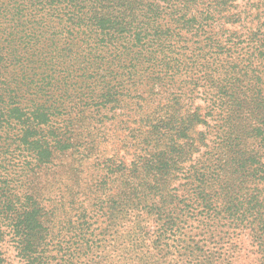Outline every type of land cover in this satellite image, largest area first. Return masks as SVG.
<instances>
[{
	"label": "trees",
	"instance_id": "16d2710c",
	"mask_svg": "<svg viewBox=\"0 0 264 264\" xmlns=\"http://www.w3.org/2000/svg\"><path fill=\"white\" fill-rule=\"evenodd\" d=\"M262 70L264 0H0V264L7 241L24 264L103 251L99 218L133 225V252L214 264L192 204L249 228L264 264ZM68 156L91 171L78 225L46 182Z\"/></svg>",
	"mask_w": 264,
	"mask_h": 264
},
{
	"label": "rangeland",
	"instance_id": "374dc122",
	"mask_svg": "<svg viewBox=\"0 0 264 264\" xmlns=\"http://www.w3.org/2000/svg\"><path fill=\"white\" fill-rule=\"evenodd\" d=\"M247 1L251 2V0H245V2ZM251 49L252 48L244 49L238 47L235 49V52L237 55L244 57L250 53ZM255 61L257 62V60ZM2 135L6 137L5 134ZM103 146H105V153L106 151H110L109 154H112V149L114 148L113 142L108 146L105 144ZM257 146L258 145L255 147ZM262 149H264V147H262ZM63 159V168L56 170V174L46 181L54 184L50 189L51 193L49 198H52L54 201L65 202V208L60 212V221L66 222V219L69 216V220H71L74 225H78L81 220V211L84 210L80 209L81 202H85L88 209V195H84V192L88 194V178L91 176L88 156L84 157L81 162L79 161V157L68 156V158ZM75 161H77L76 167H79L81 170L80 177L77 176V171L72 173L68 171L70 162L75 163ZM92 161L93 159L89 161V163H92ZM59 163L60 161H57V165ZM9 168L10 166L5 164L2 169H0V174L4 181L11 179ZM80 178L81 181L79 182L78 179ZM44 185L46 184L44 183ZM69 188L79 192L77 204L74 208H71L70 206ZM187 197L188 195H184L182 199L185 198L186 200ZM47 204H49V206L51 205L49 202H47ZM188 211L190 212L189 215H193L191 218H187V220V216L181 219V221L184 220L182 228L190 235L192 232L197 235L195 239L199 242L200 247H202L203 250H206L209 254H213L217 259L214 264H262L263 254L258 251L257 243L255 242L249 228L237 227L231 221L215 219L214 216L206 219L204 217L205 212L203 207L198 204H192V207H190ZM65 212L68 216H65ZM86 214L88 215V212ZM186 215H188V213ZM86 222L88 224V217ZM90 223L93 225V228L98 229L96 234H100V236L103 229L107 228L110 230L101 236L104 240L102 244L105 243V249L103 251H93L88 257H81L80 255L75 259L74 264H190L187 260L179 256L180 253H184L182 248L178 250L180 252L179 254H171L169 257H163L154 250L149 253L151 257L146 256L143 251H140L139 253L133 252L131 246L126 245V235L121 234L123 231L121 228H125L124 230L128 231L133 226H130L128 222H123V224H120L115 228L116 231L120 230L117 235H112V225L104 222V219H94L93 221H90ZM148 225L149 231H151V234L153 233V236L161 227L160 223L154 220H150ZM126 246L128 247L127 251L125 250ZM1 250L4 253L3 257L5 259L3 264H24L18 256V251H16L12 242H5L4 245L1 246Z\"/></svg>",
	"mask_w": 264,
	"mask_h": 264
}]
</instances>
